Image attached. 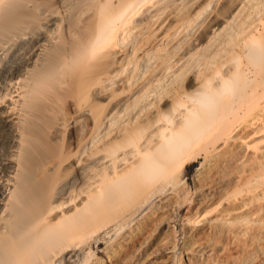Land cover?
I'll use <instances>...</instances> for the list:
<instances>
[{
  "label": "bare ground",
  "instance_id": "bare-ground-1",
  "mask_svg": "<svg viewBox=\"0 0 264 264\" xmlns=\"http://www.w3.org/2000/svg\"><path fill=\"white\" fill-rule=\"evenodd\" d=\"M0 264H264V0H0Z\"/></svg>",
  "mask_w": 264,
  "mask_h": 264
},
{
  "label": "rangeland",
  "instance_id": "rangeland-1",
  "mask_svg": "<svg viewBox=\"0 0 264 264\" xmlns=\"http://www.w3.org/2000/svg\"><path fill=\"white\" fill-rule=\"evenodd\" d=\"M198 167V163L194 164L192 167H189L186 169V175L184 180L186 181V197L188 196V198H193L195 195V188H196V182H195V173ZM190 205L188 203L184 204V210L181 212V214H179V216L176 219V225L175 227H177V231L180 230V226L182 224V219L183 216L186 213L187 208ZM176 210V209H175ZM174 225V224H173ZM103 245L100 246V248H102ZM88 250L85 249L84 252H82L83 254L85 252H87ZM163 254H159V256H162Z\"/></svg>",
  "mask_w": 264,
  "mask_h": 264
}]
</instances>
